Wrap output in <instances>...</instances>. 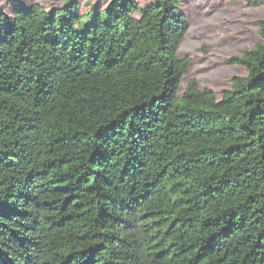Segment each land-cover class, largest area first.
I'll return each instance as SVG.
<instances>
[{"label": "trees", "instance_id": "trees-1", "mask_svg": "<svg viewBox=\"0 0 264 264\" xmlns=\"http://www.w3.org/2000/svg\"><path fill=\"white\" fill-rule=\"evenodd\" d=\"M4 1L0 264H264V40L178 98L181 0Z\"/></svg>", "mask_w": 264, "mask_h": 264}, {"label": "rangeland", "instance_id": "rangeland-1", "mask_svg": "<svg viewBox=\"0 0 264 264\" xmlns=\"http://www.w3.org/2000/svg\"><path fill=\"white\" fill-rule=\"evenodd\" d=\"M20 1L50 9L60 7L63 0ZM97 3L101 4L102 0H80V12ZM0 5L10 14V2L1 0ZM179 11L188 18L189 29L177 55L189 59L190 68L176 96L181 97L188 82L194 79L200 89L211 90L219 98L220 93L229 88L233 77L246 74L241 67L230 64L229 59L264 40L260 25L264 22V2L249 6L246 0H181Z\"/></svg>", "mask_w": 264, "mask_h": 264}]
</instances>
